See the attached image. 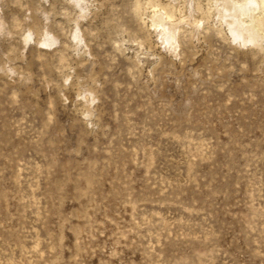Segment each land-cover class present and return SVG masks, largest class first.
Returning <instances> with one entry per match:
<instances>
[{
	"label": "rangeland",
	"instance_id": "rangeland-1",
	"mask_svg": "<svg viewBox=\"0 0 264 264\" xmlns=\"http://www.w3.org/2000/svg\"><path fill=\"white\" fill-rule=\"evenodd\" d=\"M132 3L0 0V264H264V56Z\"/></svg>",
	"mask_w": 264,
	"mask_h": 264
},
{
	"label": "bare ground",
	"instance_id": "bare-ground-1",
	"mask_svg": "<svg viewBox=\"0 0 264 264\" xmlns=\"http://www.w3.org/2000/svg\"><path fill=\"white\" fill-rule=\"evenodd\" d=\"M66 1H70L71 10V16L67 17L68 34L73 42V49L78 51L80 44H85L78 20L89 9L86 4L89 0ZM132 10L144 24L148 37L155 39L149 40L148 48L159 45L158 47L167 50L171 55L177 56L180 34L189 32L196 38L200 28L212 27L218 34H225L237 46L252 48L264 56V0H133ZM36 19L32 24L30 21L27 28H22L23 44L33 41L37 45L49 47L58 42L57 36L50 30V25H43L42 21ZM120 40L123 39L114 40V43L119 44ZM138 44L141 45V42ZM90 93L89 91L85 94V97L83 95L84 99L90 101Z\"/></svg>",
	"mask_w": 264,
	"mask_h": 264
}]
</instances>
